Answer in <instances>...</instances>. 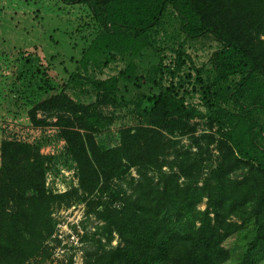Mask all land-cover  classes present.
Listing matches in <instances>:
<instances>
[{
	"label": "trees",
	"instance_id": "1",
	"mask_svg": "<svg viewBox=\"0 0 264 264\" xmlns=\"http://www.w3.org/2000/svg\"><path fill=\"white\" fill-rule=\"evenodd\" d=\"M62 1L83 2L111 24L114 30L107 29L98 40L116 52L130 49L133 29L150 27L169 7L182 20L187 36L210 34L223 46L213 57L217 75L248 73L264 89V0ZM148 73L151 79L153 68ZM124 75L98 81L96 87L105 95L114 94ZM139 87L130 103L138 109L150 103L143 110L148 124L123 129L119 145L105 151L85 122L86 107L62 95L39 104L43 110L64 112L58 122L60 133L77 163L85 193L98 188L101 194L106 192L108 181L122 168H137L141 175L130 183V193L113 190L95 212L119 239L109 253V264H225L229 253L224 241L247 228L250 235L238 264L264 260V168L252 158V145L232 139L205 178L201 163L185 156L180 157L179 172H174L165 161L170 152L164 131L183 129L194 114L175 101L169 87L159 86L154 93L151 89L152 94ZM203 87L213 92V85ZM47 168L37 147L1 142L0 264L26 263L54 234V207L67 195L48 193ZM245 169L240 178L234 176ZM154 171L156 182L147 176ZM179 173L185 176L182 183Z\"/></svg>",
	"mask_w": 264,
	"mask_h": 264
},
{
	"label": "rangeland",
	"instance_id": "2",
	"mask_svg": "<svg viewBox=\"0 0 264 264\" xmlns=\"http://www.w3.org/2000/svg\"><path fill=\"white\" fill-rule=\"evenodd\" d=\"M107 29L114 30L83 2L0 0V145L14 140L37 147L48 164V193L67 195L54 207V234L24 264H109L119 239L95 212L113 190L130 193V183L141 179L137 168H122L108 181L106 192L80 189L77 163L58 125L64 112L39 107L53 96H66L87 108L85 122L105 151L119 145L123 129L148 124L143 110L150 103L139 109L130 103L136 86L146 94L169 87L175 101L194 116L183 129L164 131L168 167L178 173L180 157H190L201 163L205 178L218 164L221 148L236 139L252 145V158L264 168V89L248 73L225 78L216 74L213 57L223 46L212 35L187 36L182 20L169 7L150 27L133 29L134 43L126 51H110L99 43ZM122 73L116 93L105 95L97 89L96 82ZM207 85L214 86L212 93L204 89ZM157 174L147 176L156 182ZM179 177L185 181L183 174ZM199 208L203 210L204 203ZM248 229L224 241L229 253L225 264L242 260Z\"/></svg>",
	"mask_w": 264,
	"mask_h": 264
}]
</instances>
